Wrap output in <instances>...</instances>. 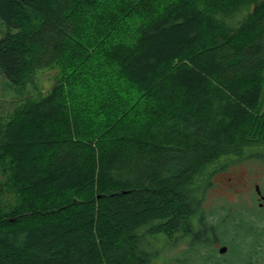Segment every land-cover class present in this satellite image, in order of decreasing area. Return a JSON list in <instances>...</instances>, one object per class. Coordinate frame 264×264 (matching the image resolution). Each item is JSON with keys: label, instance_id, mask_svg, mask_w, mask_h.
I'll return each mask as SVG.
<instances>
[{"label": "trees", "instance_id": "1", "mask_svg": "<svg viewBox=\"0 0 264 264\" xmlns=\"http://www.w3.org/2000/svg\"><path fill=\"white\" fill-rule=\"evenodd\" d=\"M0 24L12 85L60 70L0 116V264L195 250L213 176L264 147V0H0Z\"/></svg>", "mask_w": 264, "mask_h": 264}, {"label": "rangeland", "instance_id": "2", "mask_svg": "<svg viewBox=\"0 0 264 264\" xmlns=\"http://www.w3.org/2000/svg\"><path fill=\"white\" fill-rule=\"evenodd\" d=\"M6 32V25L0 24V41L4 38ZM59 76L60 70L58 68L40 69L34 78V84H29L27 87L20 88L12 85L7 77L0 71V116L8 120V117L13 113L16 107L29 99H36L51 90L59 79ZM229 178L233 180V186L235 185L233 189L227 185V179ZM212 182L213 186L207 190L205 200L202 204V209L207 215H210L208 218L209 223H214L217 220L215 215L211 217L212 212L216 211L220 213L221 216H227L228 212L226 210L219 209L223 205L229 206V204H231L233 207L237 205L240 215H256L258 212L255 206V185H259L264 193V147L255 148L248 153L247 159L238 161L230 165L226 170L218 172L213 176ZM213 209H215V211L211 212ZM262 215L264 216V213H262ZM228 229L229 223H225L221 228L222 233L225 234V238H228V236H226L227 232L229 233ZM160 239L163 238L161 237ZM160 239H158L159 243H155L151 250L153 253L150 264L209 263L201 254L205 251L208 253L211 250L199 246L196 247L195 250H192V248L189 247V242L186 240L176 241L173 245L168 243L165 245L166 241H160ZM225 243L238 245V242H232L229 238L225 239Z\"/></svg>", "mask_w": 264, "mask_h": 264}, {"label": "flooded vegetation", "instance_id": "3", "mask_svg": "<svg viewBox=\"0 0 264 264\" xmlns=\"http://www.w3.org/2000/svg\"><path fill=\"white\" fill-rule=\"evenodd\" d=\"M227 181V185L233 189L235 186H233V180L229 178ZM254 194L258 212L256 215H240L237 205L236 207L231 204L223 205L219 209L226 210L227 216H221L213 209L211 212H215H212L211 217L215 215L217 220L214 223H209L210 215H207L201 205V209L195 217V236L200 238L199 247L211 250L201 254L209 262L208 264H264V216L262 215L264 213V193L259 185H255ZM225 223H229V233L227 232L226 236L232 242H238V245L225 243V239L228 238H225V234L221 231ZM163 240L166 239H160V241ZM167 243L171 244L172 242L166 241L165 245Z\"/></svg>", "mask_w": 264, "mask_h": 264}, {"label": "water", "instance_id": "4", "mask_svg": "<svg viewBox=\"0 0 264 264\" xmlns=\"http://www.w3.org/2000/svg\"><path fill=\"white\" fill-rule=\"evenodd\" d=\"M260 191V190H259ZM264 198V197H263ZM224 250V249H223Z\"/></svg>", "mask_w": 264, "mask_h": 264}]
</instances>
